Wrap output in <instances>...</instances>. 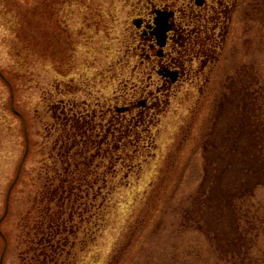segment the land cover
<instances>
[{"label":"rangeland","instance_id":"rangeland-1","mask_svg":"<svg viewBox=\"0 0 264 264\" xmlns=\"http://www.w3.org/2000/svg\"><path fill=\"white\" fill-rule=\"evenodd\" d=\"M126 3L0 0V219L10 192L2 264H28L25 227L63 168L55 151L61 117L95 111L96 124L110 125L109 109L118 117L117 109L140 101L152 111L139 126L126 125L139 133L138 147L119 151L134 158L115 166L98 220L84 223L65 264H213L215 247L242 239L245 227L261 233L255 244L264 247V108L247 109L245 95L246 82L264 91V22L232 54L231 77L217 73L203 90L192 77L154 93L121 56ZM242 68L247 73H237ZM3 250L0 235V259Z\"/></svg>","mask_w":264,"mask_h":264},{"label":"flooded vegetation","instance_id":"flooded-vegetation-1","mask_svg":"<svg viewBox=\"0 0 264 264\" xmlns=\"http://www.w3.org/2000/svg\"><path fill=\"white\" fill-rule=\"evenodd\" d=\"M126 7L125 25L128 18L130 24L127 32L126 26L124 29L121 56L133 75L148 78V87L154 93H170L190 83L192 77L198 83L201 80L195 85L199 90L217 73L231 77L226 72L231 69L232 54H238L241 42L247 44V31L252 25L264 22V0H127ZM245 70L242 68L237 73H247ZM245 86L247 95V82ZM228 87L225 84L224 89ZM247 100L248 95V109ZM149 110L152 108L147 102L140 101L117 109L118 117L112 109L107 114L116 128L121 124L126 128L135 122L139 126ZM126 130L132 131L133 127ZM235 209L237 214L241 211L239 205ZM260 219L264 236V219ZM246 228L241 229L244 240L238 236L227 247H215L213 264H264V247L255 244L261 233Z\"/></svg>","mask_w":264,"mask_h":264},{"label":"trees","instance_id":"trees-1","mask_svg":"<svg viewBox=\"0 0 264 264\" xmlns=\"http://www.w3.org/2000/svg\"><path fill=\"white\" fill-rule=\"evenodd\" d=\"M247 95L248 108L255 112L264 108V91L249 89ZM97 114L94 111L86 117L81 113L75 117L68 118L65 114L61 117L63 121L57 131L55 151L63 168L53 172L47 181L49 184L41 200L36 202V217L25 227L22 243L24 254H29L28 264L74 261L73 250L77 243L80 244L78 234L86 232L84 223L90 219L98 220L95 212L101 208L97 200L104 197L102 189L107 186L108 178L114 179L115 166L123 165L128 158L122 157L120 149L126 151L129 145L138 147L139 133L134 129L119 131L114 124H96ZM115 131L120 134L118 142L114 140ZM125 138L128 142L123 141ZM110 139H113V145L109 143Z\"/></svg>","mask_w":264,"mask_h":264}]
</instances>
